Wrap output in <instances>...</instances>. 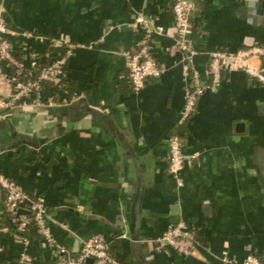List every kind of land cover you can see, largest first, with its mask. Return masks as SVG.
Returning a JSON list of instances; mask_svg holds the SVG:
<instances>
[{
  "label": "crops",
  "instance_id": "1",
  "mask_svg": "<svg viewBox=\"0 0 264 264\" xmlns=\"http://www.w3.org/2000/svg\"><path fill=\"white\" fill-rule=\"evenodd\" d=\"M193 2L192 66L207 84L210 52L264 44V0ZM172 4L0 0L12 29L44 38L27 41L26 50L13 38L18 58L48 55L53 39L78 45L66 67L67 94L46 90L51 106L0 111V172L45 202L53 235L72 252L102 234L125 264H225L224 253L242 262L256 252L264 261V86L224 70L178 127L189 80L180 56L166 52L175 35ZM139 16L164 29L154 51L167 69L135 93L123 53L140 37L132 26ZM9 92L1 80L0 96ZM178 131L182 153L194 155L181 186L168 170V139ZM179 220L196 232L193 254L157 251L152 240ZM0 239L3 264H18L24 252L34 264H52L41 239L22 242L6 218Z\"/></svg>",
  "mask_w": 264,
  "mask_h": 264
},
{
  "label": "built area",
  "instance_id": "2",
  "mask_svg": "<svg viewBox=\"0 0 264 264\" xmlns=\"http://www.w3.org/2000/svg\"><path fill=\"white\" fill-rule=\"evenodd\" d=\"M196 6L193 0H173L172 13L175 35L166 52L169 56L179 55L184 64V73L189 80L186 100L180 124L191 118L200 96L206 90H215L224 70H240L251 80L264 86V44L255 43L235 52L217 50L209 53V83L202 84L198 72L193 68V58L198 54L193 40L191 16ZM6 10L0 5V81L5 80L10 87L8 96H0V111L27 106H51L53 96H44L46 86L56 87L58 92L67 94L66 67L69 58L78 46L70 40L53 39L46 45L48 55H31L28 62L19 59L14 51L13 38L26 43L35 40L45 43L44 38L28 31L12 29L5 16ZM140 32L133 50L124 52L125 68L133 92L139 93L150 79H158L166 72V65L155 56L154 44L164 29L152 16H139L132 24ZM52 53L56 55L51 56ZM43 57V58H42ZM52 57V58H51ZM76 98V97H75ZM67 102V99H63ZM181 139H168L170 150L168 170L178 186L182 185L181 174L191 165L194 155L182 153ZM6 218L19 239L28 243V230L33 228L48 250L52 264H125L110 252V243L102 234H95L83 241L76 252L70 251L52 233L49 227L50 215L45 202L26 194L11 178L0 172V232L2 220ZM194 228L186 221L171 223L165 232L152 240L155 249L165 252L169 248L182 256H191L196 247ZM4 244L0 239V264ZM91 262H88V261ZM221 260L225 264H260L259 258L250 253L242 262L224 253ZM18 264H34L27 254L21 253Z\"/></svg>",
  "mask_w": 264,
  "mask_h": 264
},
{
  "label": "trees",
  "instance_id": "3",
  "mask_svg": "<svg viewBox=\"0 0 264 264\" xmlns=\"http://www.w3.org/2000/svg\"><path fill=\"white\" fill-rule=\"evenodd\" d=\"M19 59H21V58H19ZM51 87V86H50ZM47 87L46 86V90L50 93V94H53L54 93V91L56 90V87ZM68 87H66V89H67ZM185 123V122H184ZM184 123H182V124H180L178 127H182L183 126V124ZM174 136H178L179 138L182 136V132L181 131H178V133H176V134H173ZM195 233V236H196V232H194ZM26 236L30 239V240H38V239H40V237L36 234V232H35V230L33 229V228H30L29 230H28V232H27V234H26ZM255 255L259 258V260H260V264H264V261L262 260V253H259V252H256L255 253Z\"/></svg>",
  "mask_w": 264,
  "mask_h": 264
},
{
  "label": "water",
  "instance_id": "4",
  "mask_svg": "<svg viewBox=\"0 0 264 264\" xmlns=\"http://www.w3.org/2000/svg\"><path fill=\"white\" fill-rule=\"evenodd\" d=\"M88 262H91L90 260Z\"/></svg>",
  "mask_w": 264,
  "mask_h": 264
}]
</instances>
